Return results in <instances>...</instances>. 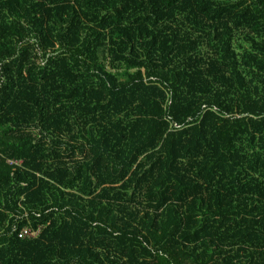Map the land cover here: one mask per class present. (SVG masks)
<instances>
[{"label":"trees","instance_id":"trees-1","mask_svg":"<svg viewBox=\"0 0 264 264\" xmlns=\"http://www.w3.org/2000/svg\"><path fill=\"white\" fill-rule=\"evenodd\" d=\"M0 264H264V0H0Z\"/></svg>","mask_w":264,"mask_h":264},{"label":"built area","instance_id":"built-area-1","mask_svg":"<svg viewBox=\"0 0 264 264\" xmlns=\"http://www.w3.org/2000/svg\"><path fill=\"white\" fill-rule=\"evenodd\" d=\"M26 231L30 232L29 230H26ZM24 234H26V233H24Z\"/></svg>","mask_w":264,"mask_h":264}]
</instances>
